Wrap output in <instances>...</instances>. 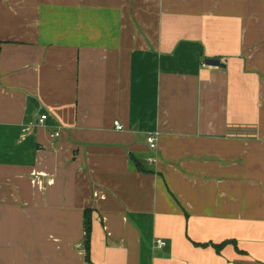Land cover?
<instances>
[{
	"label": "crops",
	"instance_id": "0c3cea01",
	"mask_svg": "<svg viewBox=\"0 0 264 264\" xmlns=\"http://www.w3.org/2000/svg\"><path fill=\"white\" fill-rule=\"evenodd\" d=\"M0 264H264V0H0Z\"/></svg>",
	"mask_w": 264,
	"mask_h": 264
},
{
	"label": "trees",
	"instance_id": "16d2710c",
	"mask_svg": "<svg viewBox=\"0 0 264 264\" xmlns=\"http://www.w3.org/2000/svg\"><path fill=\"white\" fill-rule=\"evenodd\" d=\"M91 238H92V209H86L85 210V240H84V246L86 251V259L87 261H90V254H91ZM228 243H235V240H227L220 244L213 243V245L220 249L224 245H227ZM199 246L206 247L209 244L208 243H200Z\"/></svg>",
	"mask_w": 264,
	"mask_h": 264
},
{
	"label": "built area",
	"instance_id": "2783aa9c",
	"mask_svg": "<svg viewBox=\"0 0 264 264\" xmlns=\"http://www.w3.org/2000/svg\"><path fill=\"white\" fill-rule=\"evenodd\" d=\"M47 118V115H43L41 118V122H43L45 119ZM115 128L118 130H123L124 126L119 122V121H115ZM60 132H56L54 133L52 136H59ZM158 137H159V133H154L151 134L148 138H147V142L149 144V147L151 150H156L157 146H158ZM150 163L157 161V158L155 157H151L148 160ZM166 245V242L162 239H157L156 240V246L158 248H162L163 246Z\"/></svg>",
	"mask_w": 264,
	"mask_h": 264
},
{
	"label": "water",
	"instance_id": "95a60500",
	"mask_svg": "<svg viewBox=\"0 0 264 264\" xmlns=\"http://www.w3.org/2000/svg\"><path fill=\"white\" fill-rule=\"evenodd\" d=\"M206 64H208V65H215V66L223 65L221 63V61L218 60V59H208V60H206Z\"/></svg>",
	"mask_w": 264,
	"mask_h": 264
}]
</instances>
